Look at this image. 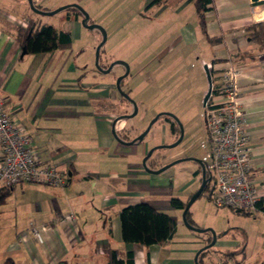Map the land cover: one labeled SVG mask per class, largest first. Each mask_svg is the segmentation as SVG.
<instances>
[{
    "label": "crops",
    "instance_id": "1",
    "mask_svg": "<svg viewBox=\"0 0 264 264\" xmlns=\"http://www.w3.org/2000/svg\"><path fill=\"white\" fill-rule=\"evenodd\" d=\"M32 4L42 11L61 5L49 0H32ZM208 7L201 24L193 0H162L147 8L152 19L169 20L170 27L161 33L156 29L147 32L150 37L163 36L161 54L155 57L165 58L171 67L181 65L183 49L193 47L216 83L222 71L237 69L234 81L250 137V178L264 199V38L253 39L254 31L264 29V7L251 0H212ZM191 8L194 12L186 18V9ZM48 16L52 15L35 13L28 0H0V98L12 120L30 137L40 162L61 165L68 177L62 188L28 182L10 188L0 206V264L7 259L13 264H115L112 254L123 264H195V252L211 238L202 237V244L188 247L174 239L184 223L169 203L174 189L142 165L147 144L141 140L122 143L115 137L130 142L137 135L124 119L120 133L121 120L116 121L123 115L122 105L128 108L131 102L122 100L114 77L99 75L93 48L76 44L77 38L64 26V15L56 19L58 25ZM28 20L68 31L69 45L51 52L25 53L17 29ZM179 49L181 55L176 53ZM176 69L171 70L173 79L186 78V71ZM198 170L179 193L187 189L191 197L197 191ZM211 187L213 191V180ZM137 202L176 216L170 239L149 247L123 242L119 212ZM233 211L243 216L252 213L253 220H249L264 225V212ZM67 215L72 217L64 219ZM257 231L246 233L250 241L241 254L232 250L242 242L217 240L215 245L226 248L216 246L224 264L239 258L240 264H264V237ZM248 246L257 261L245 255ZM208 252L200 256L201 264H214Z\"/></svg>",
    "mask_w": 264,
    "mask_h": 264
},
{
    "label": "rangeland",
    "instance_id": "2",
    "mask_svg": "<svg viewBox=\"0 0 264 264\" xmlns=\"http://www.w3.org/2000/svg\"><path fill=\"white\" fill-rule=\"evenodd\" d=\"M50 1L56 3L55 6L61 4L55 9L68 4L77 5L88 15L87 25L95 24L104 29L106 40L99 49L98 64L100 68L106 70L110 63L117 60L127 64L129 71L121 79L120 89L135 102L137 109L136 115L128 116L134 112V105L129 103L128 108H123L124 106L122 105L120 114L127 115L123 119L127 120L128 129H133L134 131L136 129L137 135H139L147 128L152 119L160 113L171 114L177 119L183 132L181 141L173 147L156 149L146 165L147 168L150 169L151 167L155 170L183 159L154 176L169 181L168 185L174 189L172 197L188 201L190 199V191L186 189L182 193L179 192L187 187L191 177L199 168V164L193 159H201L207 152L205 148H201V143L207 140L203 118V98L208 91L209 82L204 69L205 65L202 63L197 51L193 47L183 49L184 58L178 67H171L169 61L164 62L165 58L162 60L156 59L155 55L161 54L162 41H165V39L161 40L163 36L158 37L156 35L150 37L147 30L156 29L159 30L158 33H161L170 27L171 21L163 19L157 21L155 17L152 19L149 8L146 7L148 4L147 0H49V3ZM70 10V8H64L56 14L48 16V19L53 24L58 25L59 23L56 20L58 16L65 15L67 12H71ZM186 10V18H188L194 12V8ZM74 21L76 20L68 22L64 20V23L66 22L64 26L69 28L73 36L77 38L76 44L90 45L95 56L96 47L103 37L101 30L83 26L82 17L78 19L77 24H74ZM73 25H77L78 30ZM155 38H158V41L153 42ZM176 53L182 54L180 49ZM176 68L179 72L182 70L186 71V78L173 79L171 70ZM95 69L99 75H102L101 77L111 76L115 80L120 74H124L126 70L121 64L114 65L109 72L104 74L101 73L97 66H95ZM182 81H185V85L181 84ZM181 85L185 88H181ZM164 119L159 117L140 141L141 144L148 145L147 152L154 146L170 145L179 138L181 130L177 123V128L172 133L170 130L171 122ZM122 120L118 123L120 133L125 125L120 128L123 123ZM195 175L198 176V189L201 184L199 180L201 172ZM210 188L212 187L209 186V188L205 189L188 208L189 218L194 220V223H191L192 227L208 230L197 232L188 228L184 223L180 224L174 234V239L183 240L180 243L181 246L188 247L192 244H202V237L208 236L211 238V242L214 235L216 241L218 240L217 242L221 239H223L221 243H224V241L242 242L241 246L236 248L233 246L234 249L232 251L239 252L246 246V242L250 241V239H247L246 233L255 234L256 230H258V234L264 237V225L259 224L258 220H256L255 224L258 225L254 227L253 221L249 220H253L252 213L243 216L235 214L236 212L228 207L214 206L210 199ZM177 211H179L180 221H183V210L177 209ZM218 245V243L217 245L214 244L206 250L212 254V262L214 264H224L219 256V251L216 252V246L221 250L226 248ZM251 248L249 246L246 248L245 255L255 262L257 261L256 253ZM239 254L241 253L239 252ZM240 261L241 258L238 261L229 260L225 264H240Z\"/></svg>",
    "mask_w": 264,
    "mask_h": 264
},
{
    "label": "built area",
    "instance_id": "3",
    "mask_svg": "<svg viewBox=\"0 0 264 264\" xmlns=\"http://www.w3.org/2000/svg\"><path fill=\"white\" fill-rule=\"evenodd\" d=\"M259 2L264 5V0ZM236 75L237 69L232 68L222 71L217 83L211 79V93L203 106L207 140L201 143V148L207 152L201 160L214 181V189L210 191L214 206L255 212L261 198L250 178V137L246 114L238 100ZM0 151V188L24 182L62 188L67 183V173L61 165L40 162L30 137L12 120L2 98ZM71 217L67 215L64 219ZM33 232L36 233L35 228Z\"/></svg>",
    "mask_w": 264,
    "mask_h": 264
},
{
    "label": "trees",
    "instance_id": "4",
    "mask_svg": "<svg viewBox=\"0 0 264 264\" xmlns=\"http://www.w3.org/2000/svg\"><path fill=\"white\" fill-rule=\"evenodd\" d=\"M160 1L162 0H150L147 7L157 4ZM193 1L200 23L203 24V14L208 10V6L212 0ZM66 8H70L71 12H67L64 16H62V20L72 21L77 20L80 17L83 18V12L81 9L73 5H67ZM260 31H254L253 39L257 38L261 41V39L264 38V29H261ZM259 34L261 35L258 36ZM17 40L22 50L25 53L30 54L51 52L61 46L69 45L71 41L70 33L68 31L57 29L51 24H40L34 20H28L26 26L18 27ZM208 69L212 79L211 69ZM121 98L122 100L125 99L123 96ZM170 122L171 130H175L177 128L176 122L173 120H170ZM136 141L137 140H135V142ZM148 159L146 160V164ZM151 163L155 164L153 162ZM150 169L154 168L150 167ZM198 172H201V166L199 167ZM205 179L206 184L204 190L212 185L211 177L206 170ZM201 180L202 178L200 175V182ZM9 191L10 188H0V206ZM188 201H182L178 197H171L169 199V203L172 208L182 210L185 208ZM257 210L264 212V199L257 202ZM185 218L188 223H192L189 218L188 211L185 213ZM119 219L123 242L136 243L145 247L160 244L170 239L175 232L177 223L175 215L159 211L146 202H137L123 207L119 212ZM205 251L207 250H203L199 253V258H197L198 264H201L200 256H202ZM130 254L128 255L129 259ZM111 262H114L115 264H123V260H116L114 254L111 255ZM3 264H13V262L12 260L7 259Z\"/></svg>",
    "mask_w": 264,
    "mask_h": 264
},
{
    "label": "water",
    "instance_id": "5",
    "mask_svg": "<svg viewBox=\"0 0 264 264\" xmlns=\"http://www.w3.org/2000/svg\"><path fill=\"white\" fill-rule=\"evenodd\" d=\"M28 1H29V4H30V8H31L35 13L40 14V15H53V14H56L57 12H59V11H61V10H63L64 8L67 7V5H65V6H61V7L57 8V9H55V10H52V11H42V10L37 9V8L32 4V0H28ZM251 1H252L253 3H257V2H259V1H261V0H251ZM73 6L79 8L77 5H73ZM79 9H80V8H79ZM82 12H83V11H82ZM87 19H88V15H87L86 13L83 12V18H82V21H81V22H82V25L85 26V27H89V28H92V27H94V28H99V29L101 30V32H102V36H103V37H102V41L99 43V45L96 47V50H95L96 66H97L100 70H102V69L98 66L97 59H98V57H99V49H100L101 45H102V44L105 42V40H106V33H105L104 29H103L102 27L98 26V25H95V24L87 25ZM115 64H121V65H123V66L126 68L125 73H124L123 75L118 76V77L116 78V80H115V85H116V89L118 90V92H119L121 95H123V97H125L126 99H128V100L132 103V105H134V112H133L131 115H128V116H134V115H136V113H137V109H136L135 102H134L133 100H131V99L127 96V94H125V93H123V92L121 91V89H120V84H119L120 80L128 74V71H129V70H128V66H127V64H126L125 62H123V61H120V60L114 61V62H112V63L109 65V67L105 70V72H108V71L111 69V67H112L113 65H115ZM204 69H205V72H206V75H207V78H208L209 88H208V91L206 92V94H205V96H204V98H203V106L206 104V102H207V100H208V98H209V96H210V93H211V77H210V74H209V69H208L207 66H205ZM102 71H103V70H102ZM163 114H164V113H160V114L156 115V116L152 119V121L148 124L147 128H146L141 134L137 135L134 139H132L130 142H124L123 140L119 139L118 136L115 134L116 139H118V140H119L120 142H122V143H133V142H135V140H137V141L142 140V139L145 137V135L148 133V131H149L151 125L157 120V118H158L159 116H161V115H163ZM164 115L169 116L173 121H175V122L177 123V125L180 127L181 133H180V136H179V138L177 139V141H175L174 143H172V144H170V145H158V146H154V147H152V148L146 153V155L143 157V159H142V165L144 166V168H145L148 172H150V173H152V174H160V173L163 172L166 168L170 167V166L173 165L174 163L183 160V159L177 160V161H175V162L169 163V164L164 165V166H162V167H160V168H158V169H155V170H153V169H149V168H147V166H146V160H147L149 157H151L152 153H153L156 149H158V148H163V147H173V146H176V145L181 141V139H182L183 132H182V128H181L180 124H178L177 119L174 118V116H172L171 114H168V113H167V114L165 113ZM126 116H127V115H122V116H120V117H117V118H116V121H118V120H120V119H123V118H125ZM113 132H114V131H113ZM193 160H195V161L201 166V178H202V180H201L200 187H199V188L197 189V191H196V192L190 197L188 203L186 204V206H185V208H184V210H183L182 219H183L184 224H185L188 228H190V229H192V230H194V231H197V232H202V231H207L208 229L202 230V229H196V228H193L192 225L189 224V223L186 221V218H185V213L188 211V208H189L190 204H191V203H192V202H193V201H194V200H195V199H196V198H197V197L203 192V190H204V188H205V184H206V179H205V168H204V164L202 163V160H201V159H193ZM209 231H210V230H209ZM210 232L212 233V231H210ZM215 241H216V238H215V236L213 235V238H212L211 242H210L208 245H205V246L201 247V248L196 252V254H195V256H194L195 264H198V263H197V256L199 255V253L202 252L203 250H206L207 248L212 247V246L215 244Z\"/></svg>",
    "mask_w": 264,
    "mask_h": 264
},
{
    "label": "flooded vegetation",
    "instance_id": "6",
    "mask_svg": "<svg viewBox=\"0 0 264 264\" xmlns=\"http://www.w3.org/2000/svg\"><path fill=\"white\" fill-rule=\"evenodd\" d=\"M120 83H121V80H120L119 84H120ZM122 96H123V95H122ZM125 99H126V98H125ZM159 117H163V118H165L164 120H166V121H168V122H170V120H172L169 116H166V115H164V114H163L162 116H159ZM159 117H158V118H159ZM158 118H157V119H158ZM156 121H157V120H156ZM156 121H155V122H156Z\"/></svg>",
    "mask_w": 264,
    "mask_h": 264
}]
</instances>
